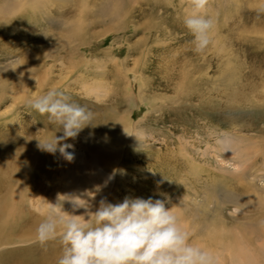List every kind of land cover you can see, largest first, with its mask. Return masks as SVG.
<instances>
[{
	"label": "rangeland",
	"instance_id": "rangeland-1",
	"mask_svg": "<svg viewBox=\"0 0 264 264\" xmlns=\"http://www.w3.org/2000/svg\"><path fill=\"white\" fill-rule=\"evenodd\" d=\"M57 1L49 10L57 20L36 25L25 20L28 11L0 20V83L7 92L21 56L5 60L6 52L20 49L32 36L33 49L54 45L74 23L81 24L79 39L65 49L56 43L60 60L50 81L94 118L75 138L62 139L60 145H73L67 149L73 159L58 146L57 175L83 177L87 158L121 148L107 202L161 199L167 207L175 205L182 223L191 226L202 210L213 218L216 206L228 229L258 219L262 211L240 203L245 197L264 199V152L245 167L219 140L228 137L235 145L264 150V11L259 10L264 0H209L205 11L215 23L202 52L194 50V37L184 25L192 10L189 0ZM73 45L72 68L66 49ZM229 87L236 88V99ZM12 106L11 101L0 106V124L21 110ZM55 128L63 137L62 126ZM246 179L257 187L249 194L242 189ZM210 195L216 200L205 206Z\"/></svg>",
	"mask_w": 264,
	"mask_h": 264
},
{
	"label": "bare ground",
	"instance_id": "bare-ground-1",
	"mask_svg": "<svg viewBox=\"0 0 264 264\" xmlns=\"http://www.w3.org/2000/svg\"><path fill=\"white\" fill-rule=\"evenodd\" d=\"M3 1L0 4V20L9 19L21 11H28L26 12L28 18L25 20H31L30 22L36 25H41L47 20H57L53 19L49 11L50 6L58 4L57 0ZM115 10L119 11V7L116 6ZM78 13L80 14V11ZM80 25V23H74V26L68 28V34L53 40L54 45L49 43L45 47L33 49L29 44L36 37L32 36L29 40L26 39V42L24 41L21 47L23 49L14 47L10 50L11 52H6L5 60L18 53L21 57L14 64L13 70L11 69L13 75L10 92H7L4 82L0 83V106L11 101L12 108L16 106L15 109L20 107L21 110H18L19 113L15 111L13 116L3 119V123L0 124V127H3L1 130H4L0 133V264H57L63 250L59 239L49 241L43 246L35 241V229L43 219L40 212L46 210L49 202L55 203L58 195H62V199H66L63 202L65 211L84 214V209L73 212L72 204L68 199H77L82 204H90L91 210L96 211L101 199H106L109 195L114 169L120 160L122 149H117L116 154L107 150L97 154L94 159L87 158L83 177L75 176L76 179H74L75 177H72L69 172H63L62 176H58V170L53 167L56 153L41 150L38 147V139L53 140L55 137H61L62 134L55 128L57 123L53 124L49 121L48 115H41L28 104L31 98L44 95L49 89H57V83L50 81L52 79L50 74L60 60L59 54L56 53L58 49H56V43L63 44L65 49L69 42L79 39L76 36L81 35L78 33ZM42 40L39 42H43ZM9 42L5 41L3 45L6 47L11 45H8ZM75 49V45L66 49L71 55L69 64L72 68L76 65L73 64L72 55ZM229 88H231L230 96L233 95V99H236L238 97L236 88ZM249 92L251 91L246 90L247 101L250 100ZM8 138H10L9 142ZM219 142L224 150L230 154H236L245 167L249 159L253 158L255 161V158L264 152L263 149H254L250 145L240 146L238 142L235 145L233 139L228 137L221 138ZM62 143V140H59L58 146ZM112 156L116 158L113 161L114 164L111 162ZM56 177L62 180H60L62 184L57 181L58 178L55 179ZM243 177L246 176L243 175ZM262 178L264 180V176ZM242 189L249 194V191L257 187L253 181L246 179ZM214 197V195L208 196V199L204 201L205 206L207 201L212 203V200H216ZM240 204L243 207L249 206L259 213L264 211V199L258 196L251 199L245 197ZM201 205H204L203 202ZM215 209L213 218L206 213L207 210L206 212L202 210L203 212H200L198 216L199 221H196L197 218L193 215L192 219L196 221L193 222V226L190 223L183 224L190 231L192 239L216 252L220 264H264V212H261L258 219L251 218L246 221V224L240 223L237 226L238 229L233 230L225 228L217 206ZM204 232L206 233L203 235ZM260 240L263 243H259Z\"/></svg>",
	"mask_w": 264,
	"mask_h": 264
},
{
	"label": "clouds",
	"instance_id": "clouds-1",
	"mask_svg": "<svg viewBox=\"0 0 264 264\" xmlns=\"http://www.w3.org/2000/svg\"><path fill=\"white\" fill-rule=\"evenodd\" d=\"M189 2L192 10L186 14L184 25L194 37V50L202 52L211 42L215 22L205 11L209 0ZM259 10L264 11V6ZM28 104L63 128V137L38 139V147L52 153L59 140L75 138L94 118L86 106L71 102L57 89L31 98ZM125 132L128 133L126 129ZM72 147L59 146L69 161L73 154L67 149ZM65 200L58 195L55 203L49 202L46 210L40 212L43 219L35 229V241L41 246L59 239L63 250L57 264H220L218 254L196 243L175 205L167 207L164 200L126 197L123 202L112 204L101 199L99 208L92 211L90 204L68 199L73 212L84 209V214L65 211Z\"/></svg>",
	"mask_w": 264,
	"mask_h": 264
}]
</instances>
